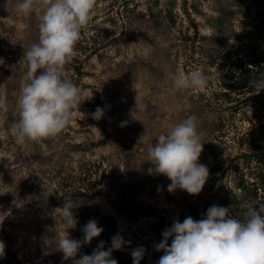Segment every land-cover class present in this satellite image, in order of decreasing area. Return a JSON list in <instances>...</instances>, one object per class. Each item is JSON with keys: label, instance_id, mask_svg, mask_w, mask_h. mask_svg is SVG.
<instances>
[{"label": "rangeland", "instance_id": "obj_1", "mask_svg": "<svg viewBox=\"0 0 264 264\" xmlns=\"http://www.w3.org/2000/svg\"><path fill=\"white\" fill-rule=\"evenodd\" d=\"M17 2L0 0V99L8 105L0 115V264H74L54 242L65 228L56 209L67 199L79 203L72 239H83L89 220L104 229L75 259L120 235L128 243L112 252L117 264H133L138 247L140 264H158L163 232L193 213L205 218L213 205L241 220L249 206L264 207V91L253 86L264 80V0H97L64 68L85 101L59 135L23 144L13 124L42 10L24 20ZM194 70L209 77L205 90L172 85L169 73ZM193 114L209 178L198 195L169 192L166 176L149 174L147 150Z\"/></svg>", "mask_w": 264, "mask_h": 264}, {"label": "clouds", "instance_id": "obj_2", "mask_svg": "<svg viewBox=\"0 0 264 264\" xmlns=\"http://www.w3.org/2000/svg\"><path fill=\"white\" fill-rule=\"evenodd\" d=\"M96 3L97 0H18L16 3L14 11L24 20L30 19L37 7L42 10L38 42L23 55L27 71L17 100L19 119L13 124L18 144L56 137L71 122L73 110L85 101L81 90L64 77V68L77 55L76 44L91 21ZM169 79L179 90L203 91L209 81L199 70L169 73ZM253 86L264 91V80L253 81ZM136 109L141 112L145 109L137 98ZM7 110V102L0 99V115ZM102 116L103 109L98 107L93 118L99 120ZM203 146L197 117L189 115L159 135L156 143L148 148V161L154 166L148 172L166 176L171 181L169 192L181 189L189 195H198L209 178V169L199 163ZM78 206L79 203L67 199L63 207L56 209L65 225L64 234L54 241L57 250L74 264H117L112 252L122 250L128 243L120 235L112 237L107 250L101 241L91 255L75 259L83 245L90 244L104 231L93 219L84 226L82 240L72 239L68 230L76 228L78 220L73 209ZM262 213L264 207L249 206L241 220L230 216L229 208L213 205L205 218L194 220L189 216L183 222L176 220L155 246L164 253L158 264H264ZM4 252L5 244L0 241V256ZM143 254L142 247L133 249V264H140Z\"/></svg>", "mask_w": 264, "mask_h": 264}, {"label": "trees", "instance_id": "obj_3", "mask_svg": "<svg viewBox=\"0 0 264 264\" xmlns=\"http://www.w3.org/2000/svg\"><path fill=\"white\" fill-rule=\"evenodd\" d=\"M194 220H199L196 213H193Z\"/></svg>", "mask_w": 264, "mask_h": 264}]
</instances>
